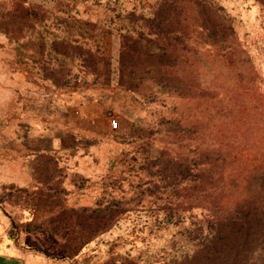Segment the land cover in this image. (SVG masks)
<instances>
[{"label": "rangeland", "instance_id": "374dc122", "mask_svg": "<svg viewBox=\"0 0 264 264\" xmlns=\"http://www.w3.org/2000/svg\"><path fill=\"white\" fill-rule=\"evenodd\" d=\"M15 1L35 17L0 31V253L16 247L27 264H179L198 243L185 229L222 205L197 173L206 147L225 153L241 139L264 155L262 122L232 125L242 101L264 95V4L207 0L233 25L225 43L208 44L194 25L170 36L183 39L179 60L122 72L125 36L141 54L173 52L178 41L140 18L161 0H0V13ZM53 41L74 49L61 54ZM99 208L119 212L115 225L65 256L59 220Z\"/></svg>", "mask_w": 264, "mask_h": 264}, {"label": "trees", "instance_id": "16d2710c", "mask_svg": "<svg viewBox=\"0 0 264 264\" xmlns=\"http://www.w3.org/2000/svg\"><path fill=\"white\" fill-rule=\"evenodd\" d=\"M258 1L264 4V0ZM30 17H35L31 9L15 1L11 7L4 8L0 13V26L5 28L0 31L8 33V29L14 28L16 20L31 22ZM140 18L144 26L149 27L151 34L161 37V41L178 42L172 46L173 52L169 54L160 55L146 51L141 54L140 41L136 39L130 43L129 37L125 36L120 59L122 72L130 68L137 69L144 61H150L149 64L153 62L150 66H162L169 64L165 61L167 58L179 60L177 55L183 39L178 35L170 37L176 31L187 33L190 27L198 26L206 32L207 43L213 46L222 41L225 43L226 38L234 32L230 19L207 0H161L152 17ZM52 47L61 54H68L69 50L74 49L71 45L58 41H53ZM255 98L258 99L257 102H252L253 99L249 98L241 102L236 116L238 121L232 123L235 128L240 127V123L246 127L252 123L264 124V106L262 108L260 104V100L264 101V95L259 94ZM254 103L256 105H253ZM242 108L244 110H241ZM220 134L217 132L215 136ZM238 140L239 143L229 142L225 153L213 144L206 147L207 166L197 170V173L202 177V181H205L204 186L208 182V185H211L204 191L208 200L213 203L219 199L222 205L210 209L204 216L205 220L192 222L191 228L185 229L190 237L189 241L198 240V243L192 244V253L182 257L179 264H196L198 261L202 264H264V155L261 158L253 156V146ZM240 147L242 152L246 150L245 155H239V152L231 153L232 148ZM256 162H259V166L254 165ZM216 174L226 175L227 182L223 187L214 186L212 180ZM201 188L196 185L191 188V197L195 194L193 200L198 198L196 193ZM37 194L45 198L48 196L44 193ZM194 208L198 207H191L192 214ZM65 215L67 217L59 220L56 230L63 231L62 237L67 238L62 251L65 256L70 257L77 255L99 235L111 230L119 212L112 208H99L92 212L70 210Z\"/></svg>", "mask_w": 264, "mask_h": 264}, {"label": "crops", "instance_id": "0c3cea01", "mask_svg": "<svg viewBox=\"0 0 264 264\" xmlns=\"http://www.w3.org/2000/svg\"><path fill=\"white\" fill-rule=\"evenodd\" d=\"M0 258L7 261L5 264H27V255L24 252H19L16 247H7L0 253Z\"/></svg>", "mask_w": 264, "mask_h": 264}, {"label": "built area", "instance_id": "2783aa9c", "mask_svg": "<svg viewBox=\"0 0 264 264\" xmlns=\"http://www.w3.org/2000/svg\"><path fill=\"white\" fill-rule=\"evenodd\" d=\"M119 126H120L119 125V122L116 119H112L110 121V128H111V130L116 131L119 128Z\"/></svg>", "mask_w": 264, "mask_h": 264}]
</instances>
